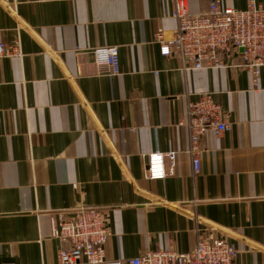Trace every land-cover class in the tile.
<instances>
[{"label":"crops","instance_id":"1","mask_svg":"<svg viewBox=\"0 0 264 264\" xmlns=\"http://www.w3.org/2000/svg\"><path fill=\"white\" fill-rule=\"evenodd\" d=\"M177 0H0V264H59V213L104 210L108 262L188 252L200 233L227 239L235 264H264V69L186 70L154 35L179 26ZM217 1L186 0L191 15ZM264 2V0H257ZM119 46L121 73L98 71L93 48ZM221 104L230 131L203 138L195 174L188 101ZM175 152V173L148 178V156ZM166 167H170L167 159ZM78 264H88L82 261Z\"/></svg>","mask_w":264,"mask_h":264},{"label":"built area","instance_id":"2","mask_svg":"<svg viewBox=\"0 0 264 264\" xmlns=\"http://www.w3.org/2000/svg\"><path fill=\"white\" fill-rule=\"evenodd\" d=\"M243 10L224 6L217 1L200 15H191L186 0H177L173 16L179 21L177 30L166 39L164 32L154 35L163 56L177 55L186 70L236 68L249 71L257 82L264 69V2L248 0ZM19 40L8 44L0 35V59L20 56ZM242 49V51H241ZM99 72L117 76L121 73L119 46H97L92 49ZM187 117L180 122L186 129L189 150L193 155L195 174L201 170L202 142L209 131L222 134L232 123L226 118L213 94L206 92L188 101ZM167 159L170 167H166ZM175 152H151L148 156V178L162 179L175 173ZM53 221L52 236L68 241L58 251L59 264H123L108 262L105 244L110 230L104 210L81 206L67 218L59 213ZM194 248L188 252L174 249L147 251L129 260V264H235L238 249L227 239L200 233Z\"/></svg>","mask_w":264,"mask_h":264},{"label":"water","instance_id":"3","mask_svg":"<svg viewBox=\"0 0 264 264\" xmlns=\"http://www.w3.org/2000/svg\"><path fill=\"white\" fill-rule=\"evenodd\" d=\"M241 51H242V49H241Z\"/></svg>","mask_w":264,"mask_h":264}]
</instances>
